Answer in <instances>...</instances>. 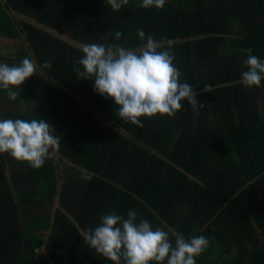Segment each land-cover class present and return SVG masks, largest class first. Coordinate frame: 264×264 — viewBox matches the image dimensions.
<instances>
[{
	"label": "trees",
	"instance_id": "obj_1",
	"mask_svg": "<svg viewBox=\"0 0 264 264\" xmlns=\"http://www.w3.org/2000/svg\"><path fill=\"white\" fill-rule=\"evenodd\" d=\"M3 1L0 264H264V0Z\"/></svg>",
	"mask_w": 264,
	"mask_h": 264
},
{
	"label": "water",
	"instance_id": "obj_2",
	"mask_svg": "<svg viewBox=\"0 0 264 264\" xmlns=\"http://www.w3.org/2000/svg\"><path fill=\"white\" fill-rule=\"evenodd\" d=\"M1 2L4 4V1H3V0H1ZM9 14H10L11 17L17 16V17L20 18V19H24V20H26L27 22L32 23L34 26H37V27H39V28L45 30L46 32H48V33H50V34H52V35H54V36H56V37H58V38H60V39H62V40H64V41H66L67 43L71 44V45L74 46V47L81 48L82 50H84V51H86V52H88V53H90V54H96V51L92 50L89 46L84 45L83 43L74 40L73 38L69 37L68 35H66V34H64V33L60 32V31H58V30H56V29H54V28H51V27H48V26H46V25H44V24H42V23H39V22H38L37 20H35V19L28 18V17H26L25 15H21V14H18V15H17V14L14 13V12H9ZM164 44H165V43H164ZM143 49H144V48H141V50H143ZM132 53H134V51H125V52H124L125 55L132 54ZM100 56H103V57H105V58H113V57H114V54H113V56H112V53H111L110 51H107V52H102V53L100 54ZM34 65L37 66V64H36L35 61H34ZM55 83H56V84H59L57 81H55ZM62 89L65 90V91H67V92H70L65 86H62ZM78 98H80V97H78ZM54 153H55V156H56V157L59 155V151L57 150L56 147H54ZM190 177H192V176H190ZM192 178H193V177H192ZM60 191H61V183H60V185H59V187H58V192H60ZM59 199H60V198H59V195H58V196H57V201H56V208H55L56 210H55L54 213H56V211H57L58 209H62L61 206H60V203H59ZM66 213H67V212H66ZM67 214H68V213H67ZM68 215H69V214H68ZM53 220H54V217H53ZM53 222H54V221H52V223H53ZM80 230H81V229H80ZM81 232H82L85 236H87L82 230H81ZM87 238L89 239L88 236H87ZM95 245H96L101 251H103L102 248H100L97 244H95Z\"/></svg>",
	"mask_w": 264,
	"mask_h": 264
},
{
	"label": "crops",
	"instance_id": "obj_3",
	"mask_svg": "<svg viewBox=\"0 0 264 264\" xmlns=\"http://www.w3.org/2000/svg\"><path fill=\"white\" fill-rule=\"evenodd\" d=\"M58 157H59V155L57 156V159L56 160H58ZM56 201H57V197H56V199H55V203H54V206H53V211L55 212V208H56ZM258 231V233L262 236V235H264V230H257ZM263 243H264V241H263Z\"/></svg>",
	"mask_w": 264,
	"mask_h": 264
},
{
	"label": "rangeland",
	"instance_id": "obj_4",
	"mask_svg": "<svg viewBox=\"0 0 264 264\" xmlns=\"http://www.w3.org/2000/svg\"><path fill=\"white\" fill-rule=\"evenodd\" d=\"M5 45H2V47H4ZM55 157V156H54ZM66 162V164L63 166V168H67L68 167V162L67 161H65Z\"/></svg>",
	"mask_w": 264,
	"mask_h": 264
},
{
	"label": "flooded vegetation",
	"instance_id": "obj_5",
	"mask_svg": "<svg viewBox=\"0 0 264 264\" xmlns=\"http://www.w3.org/2000/svg\"><path fill=\"white\" fill-rule=\"evenodd\" d=\"M43 73V72H42ZM53 150H54V148H53ZM54 156H55V153H54ZM55 159H57V157L55 156Z\"/></svg>",
	"mask_w": 264,
	"mask_h": 264
}]
</instances>
